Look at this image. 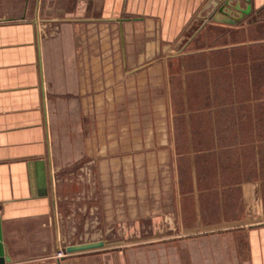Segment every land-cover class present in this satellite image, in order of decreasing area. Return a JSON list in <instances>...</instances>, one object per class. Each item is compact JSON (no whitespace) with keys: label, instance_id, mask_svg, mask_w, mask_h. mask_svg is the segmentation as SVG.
<instances>
[{"label":"crops","instance_id":"crops-1","mask_svg":"<svg viewBox=\"0 0 264 264\" xmlns=\"http://www.w3.org/2000/svg\"><path fill=\"white\" fill-rule=\"evenodd\" d=\"M83 2L0 0L5 264H130L136 252L104 244L63 253L84 242L67 241L56 213L52 100L78 77L75 28L94 23L93 0L86 13ZM98 16L121 38L117 77H157L145 136L120 128L126 184L133 142L143 147L138 184L170 230L155 234L156 263L168 264L160 248L169 245L170 264L182 251L185 264H264V0H103Z\"/></svg>","mask_w":264,"mask_h":264},{"label":"rangeland","instance_id":"rangeland-1","mask_svg":"<svg viewBox=\"0 0 264 264\" xmlns=\"http://www.w3.org/2000/svg\"><path fill=\"white\" fill-rule=\"evenodd\" d=\"M83 1L86 13L91 3ZM102 1L93 0V25L83 23L75 28L74 64L78 77L62 80L66 93L55 95L52 100L57 98L58 102L53 106L56 213L68 242L102 239L110 248L135 249L130 264H157L155 234L160 233L161 227L164 235L170 230L155 215L154 195L143 193L138 184L140 170L144 169L140 160L143 147L133 142L131 185L126 184L123 176L127 171L123 164L127 162H122V155L127 151L123 148L124 132L120 129L123 124L129 125L132 139L145 136L144 129L154 123L152 107L157 77H148L146 82H140L139 77H117L123 73L121 38L116 28L97 19ZM59 4L72 6L70 2ZM131 41L137 47L138 35L135 39L130 36ZM157 86L161 94L160 85ZM140 88L147 94L146 99L139 98ZM115 158L118 162L112 163L111 168L109 161ZM138 249H145V258L140 257ZM160 251L163 261L170 264V246H163ZM178 260L186 263L185 251L179 252L173 262L177 264Z\"/></svg>","mask_w":264,"mask_h":264},{"label":"water","instance_id":"water-1","mask_svg":"<svg viewBox=\"0 0 264 264\" xmlns=\"http://www.w3.org/2000/svg\"><path fill=\"white\" fill-rule=\"evenodd\" d=\"M104 244L105 242L103 240L71 244L64 248L63 253H72V252L86 251V250H91V249H98V248H102ZM6 261H9V260L5 256L4 246L2 243L1 229H0V264H5Z\"/></svg>","mask_w":264,"mask_h":264}]
</instances>
